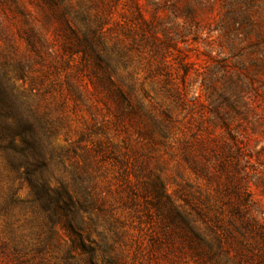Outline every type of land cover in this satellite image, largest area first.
<instances>
[{"label": "trees", "instance_id": "16d2710c", "mask_svg": "<svg viewBox=\"0 0 264 264\" xmlns=\"http://www.w3.org/2000/svg\"><path fill=\"white\" fill-rule=\"evenodd\" d=\"M39 1L38 7L61 25V55L79 57L78 69L89 71L86 77L103 94L98 103L109 119L99 120L98 108L67 77L57 82V67L36 75L51 50L35 31L31 15L17 0H9L26 27L18 33L26 54L19 56L13 38L0 31V158L27 185L30 198L19 200L14 191L3 199L0 257L10 264H136L139 252L163 251L185 264H264V224L253 215L234 140L183 141L179 156L194 181L177 184L179 189L169 195L156 177L142 183L141 192L137 186L143 165L131 162L126 147L112 142V133L141 118L148 127L138 132L139 138L157 136L166 144L174 121L169 109L147 107L136 95L132 53L139 52L138 44L110 41L111 30L104 31L106 23L93 2L74 6L68 0ZM136 21L143 33H151L140 15ZM68 101L74 110L85 107L91 121L75 141L65 133ZM62 134L65 144L59 142ZM114 193L124 199L116 200ZM149 195L153 198L145 201L142 212L152 220L148 207L154 209L160 231L149 235L147 246L140 244L131 252L118 205L135 209L136 200ZM16 207L34 218L18 226L12 216ZM56 234L64 236L65 247L53 243Z\"/></svg>", "mask_w": 264, "mask_h": 264}, {"label": "rangeland", "instance_id": "374dc122", "mask_svg": "<svg viewBox=\"0 0 264 264\" xmlns=\"http://www.w3.org/2000/svg\"><path fill=\"white\" fill-rule=\"evenodd\" d=\"M68 1L74 6L93 2L95 12L106 23L104 31L111 30L107 34L110 41L119 39L129 44L135 40L140 49L132 53L137 97L147 107L158 105L171 111L174 127L166 144H161L157 136L139 138L138 132L148 127V122L141 118L127 124L117 135L112 133V142L126 147L131 162L143 165L145 178L137 186L140 191H143L142 183L150 184L156 177H160L169 195L179 189L177 184L184 187L187 181H194L179 156L183 141L221 144L231 143L233 139L254 205L253 215L264 224V0ZM17 5L31 15L35 31L44 37L51 50L50 56H44L46 64L36 67V75L46 72L48 66L57 67L54 79L63 83L67 77L84 92L87 103L98 108L97 118L109 119L103 104L98 103L103 94L86 77L89 71L78 69L79 57L61 55V25L47 10L38 7L42 6L39 0H17ZM137 15L151 33L142 32ZM24 28L16 5L3 0L0 31L13 38L19 56L26 54L25 44L18 39L19 31ZM2 46L0 41V49ZM65 116L66 137L75 141L91 123L90 117L81 105L74 110L71 101L67 103ZM64 134L59 137L61 144H65ZM6 166L5 159L0 158V206L14 191H18L19 200L27 201L29 188ZM198 183L202 191L207 190L204 182ZM120 197L123 195L113 194L116 200ZM152 198V195L139 198L135 209L118 205L119 215L128 226L131 252L140 244L147 246L149 235L160 231L161 223L154 209L148 207L152 220L142 212L145 201ZM12 216L18 226L34 218L23 207L14 208ZM2 227L4 221L0 216ZM53 243L65 247L64 236L56 234ZM138 256L136 264H185L165 256L163 251L139 252ZM0 264L10 263L0 257Z\"/></svg>", "mask_w": 264, "mask_h": 264}]
</instances>
